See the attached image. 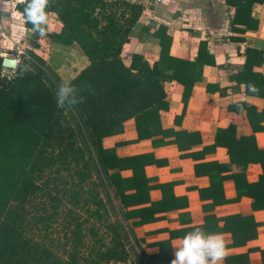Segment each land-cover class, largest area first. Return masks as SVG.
I'll use <instances>...</instances> for the list:
<instances>
[{
  "label": "trees",
  "instance_id": "16d2710c",
  "mask_svg": "<svg viewBox=\"0 0 264 264\" xmlns=\"http://www.w3.org/2000/svg\"><path fill=\"white\" fill-rule=\"evenodd\" d=\"M260 1L226 3L235 9L236 21ZM24 7L23 0L16 10L32 34V48L19 54L15 70L4 69L0 56V264H126L129 251L134 254V264H171L170 241L183 239L196 228L229 233L232 247L255 240L260 224L252 216L225 217L220 228L213 216H205L201 226L170 231L169 240L151 245L158 252L147 254L133 227L162 219L155 216L158 213L185 208L186 198L174 196L173 184L167 183L159 185L162 199L150 203L144 168L158 165V161L152 154L120 158L114 148L102 144L104 138L121 134L125 122L133 120L136 142L150 140L153 148L175 145L181 158L192 157L191 149L200 144L199 135L161 125V112L168 110L164 86L175 82L183 87L178 121L203 67L215 64L206 44L200 42L194 61L172 57L171 37L160 26L154 33L160 47L157 60L149 64L143 56L132 54L125 65L121 54L142 14L141 4L131 0H50L48 18L54 15L61 26L57 32L46 30L44 36L25 21ZM42 41L77 48L86 66L63 82L35 52ZM263 66L264 57L247 56L235 74L246 97L264 100ZM61 83L72 91L59 108L56 92ZM249 84L258 91H249ZM228 110L244 112L253 134L237 137L232 124L217 130L209 150L225 149L229 164L201 166L208 170L210 184L198 191L199 197L211 200L212 208L247 197L253 212L264 213V150L255 139L256 133L264 132V110L259 112L244 101ZM200 165L195 164L196 175ZM250 165L261 168L254 182L245 177ZM125 171L132 176L124 178L121 173ZM226 179L235 185L236 197L231 201L222 196ZM132 189L135 194H125ZM57 225L60 227L55 228ZM225 264L249 261L246 254H239L225 258Z\"/></svg>",
  "mask_w": 264,
  "mask_h": 264
},
{
  "label": "crops",
  "instance_id": "0c3cea01",
  "mask_svg": "<svg viewBox=\"0 0 264 264\" xmlns=\"http://www.w3.org/2000/svg\"><path fill=\"white\" fill-rule=\"evenodd\" d=\"M21 1L0 0V23L3 25L4 20L11 21L4 28L8 36L12 34L17 37L22 35L27 37L29 35L24 28L22 14L16 10V6ZM131 1L141 4L143 11L121 54L125 65H129V58L132 54L143 56L149 64L157 60L160 47L154 33L160 26L165 27L167 35L171 37L170 56L194 61L200 42H204L208 54L213 56L215 62L213 66L203 67L201 79L193 85L185 113L178 121L175 119L182 110L183 87L175 82L165 83L164 86L168 110L161 112V125L164 129L199 135L200 144L191 149L194 153L192 157L181 158L175 145L153 148L150 140L136 142L133 120L125 122L121 134L102 140L103 147L114 148L120 158L152 154V157L158 161V165H147L144 168L145 178L148 179L147 186L150 188L148 191L150 203H156L162 199L159 185L167 183L173 184L172 194L174 196L186 198L185 208L158 213L155 216H162V219L134 226L135 235L143 241L142 246L145 252L152 255L158 252V248L151 245L169 240L170 231L201 226L205 216H213L217 220L218 228L222 226L221 220L225 217L252 216L260 227L257 228L256 239L249 241L245 246L232 247L231 235L219 233L226 245L225 257L220 264H225V258L239 254H246L249 264H264V255L262 256V251L264 253V213L253 212L252 200L241 197L236 202H228L212 208L211 200L201 201L198 193L199 190L207 189L210 184L206 173L208 170L201 166L229 164L225 149L216 147L213 151L209 150V147L214 144L217 130L232 124L235 126L237 137L253 134L245 113L236 114L229 111L228 107L244 101L255 106L259 112L264 110V100L246 97L243 86L234 80L235 74L242 69L247 56L264 57V13L259 8L262 0L255 2L251 9L236 21L233 18L235 9L230 7L226 0H163L158 4L153 0ZM15 15L20 18V24L16 25L12 20ZM254 25L255 28L252 27ZM49 44L53 45V43ZM77 51L81 53L78 49ZM80 70H77L71 77H67L64 80L65 83L69 82ZM260 71L264 73V66ZM262 125L264 126V122ZM255 139L257 147L264 150V132L256 133ZM195 164H201L198 175L195 174ZM233 171L235 172L234 168ZM260 173L259 165H250L245 172L246 180L254 182ZM121 174L124 178L132 176L130 171ZM140 192L143 190L140 189ZM131 193L135 194L136 191L132 189L125 194ZM222 196L228 201L236 197L233 180L223 181ZM148 205L149 203L133 208ZM203 207L208 210H203ZM135 220L137 219H133ZM182 240L178 238L170 241L173 259Z\"/></svg>",
  "mask_w": 264,
  "mask_h": 264
},
{
  "label": "clouds",
  "instance_id": "9594fccd",
  "mask_svg": "<svg viewBox=\"0 0 264 264\" xmlns=\"http://www.w3.org/2000/svg\"><path fill=\"white\" fill-rule=\"evenodd\" d=\"M23 17L27 23L32 24L33 31L46 35L48 15L46 12L50 0H24ZM248 90L257 92L254 84L248 85ZM72 89L61 83L57 89V107H63V101ZM226 245L223 237L217 233H206L202 228L188 232L174 253L171 264H220L225 257Z\"/></svg>",
  "mask_w": 264,
  "mask_h": 264
},
{
  "label": "rangeland",
  "instance_id": "374dc122",
  "mask_svg": "<svg viewBox=\"0 0 264 264\" xmlns=\"http://www.w3.org/2000/svg\"><path fill=\"white\" fill-rule=\"evenodd\" d=\"M12 20L16 25L20 24V18L18 16L15 15ZM4 21L5 23L3 25L0 23V56L15 58L18 60L19 54L32 48V34L28 31L29 35L27 37L23 35L17 37L12 34L8 36V33L4 31V28L7 27V24L11 21L9 19ZM59 26L61 25L55 17L50 16L48 18L46 24V30L48 32L59 31ZM35 52L46 61L48 67L52 69L63 82H65L64 80H66L67 77H71L75 74L77 70H80L81 68L83 69L87 64L86 59L77 51L76 48H65L63 45L57 43L50 45L46 41H42L41 48L35 50ZM60 222L61 219L59 224ZM59 227L60 226L57 225L55 228ZM56 232L54 234H57ZM129 254L130 257L126 264H134V254L131 251H129Z\"/></svg>",
  "mask_w": 264,
  "mask_h": 264
},
{
  "label": "water",
  "instance_id": "95a60500",
  "mask_svg": "<svg viewBox=\"0 0 264 264\" xmlns=\"http://www.w3.org/2000/svg\"><path fill=\"white\" fill-rule=\"evenodd\" d=\"M18 65V60L15 58L3 57L2 67L7 70H15Z\"/></svg>",
  "mask_w": 264,
  "mask_h": 264
},
{
  "label": "built area",
  "instance_id": "2783aa9c",
  "mask_svg": "<svg viewBox=\"0 0 264 264\" xmlns=\"http://www.w3.org/2000/svg\"><path fill=\"white\" fill-rule=\"evenodd\" d=\"M153 1L154 3L158 4L161 3L163 0H153ZM22 2L23 0L19 4H21ZM259 8L264 13V0H262L261 3L259 4Z\"/></svg>",
  "mask_w": 264,
  "mask_h": 264
}]
</instances>
